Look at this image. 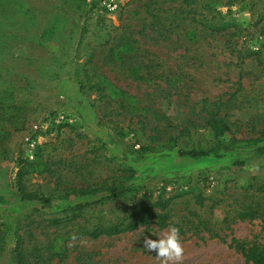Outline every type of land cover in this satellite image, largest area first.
I'll use <instances>...</instances> for the list:
<instances>
[{"label":"rangeland","instance_id":"374dc122","mask_svg":"<svg viewBox=\"0 0 264 264\" xmlns=\"http://www.w3.org/2000/svg\"><path fill=\"white\" fill-rule=\"evenodd\" d=\"M10 16L12 31L0 33L1 100L26 109L18 111L17 131L0 133V195L9 198L0 205V264H12L17 236L29 242L31 256L46 260L51 241L71 235L74 223L77 233L136 227L74 238L68 258L49 264H161L143 240L170 224L180 230L182 264H253L232 240L244 249L264 245V192L242 189L264 187V151L257 149L264 147V0H0V19ZM191 28L199 34L194 41L185 36ZM124 38L139 50L117 62L111 50ZM137 64L147 82L129 73ZM95 74L135 97L144 115L94 87ZM215 103L228 126L220 146L205 128V110ZM8 116L3 124L12 123ZM188 128L190 135L182 133ZM124 130L138 134L121 137ZM172 135L177 148L168 145ZM233 138L261 140L231 150ZM193 147H217L222 156L180 154ZM29 162L46 164L44 173L24 178L27 191L38 193L33 201L15 183ZM115 180L141 191L105 204L95 202L106 192L67 195ZM160 196L175 197L166 211L141 213ZM76 205L84 206L78 220L47 226ZM143 217L148 222L138 224Z\"/></svg>","mask_w":264,"mask_h":264},{"label":"trees","instance_id":"16d2710c","mask_svg":"<svg viewBox=\"0 0 264 264\" xmlns=\"http://www.w3.org/2000/svg\"><path fill=\"white\" fill-rule=\"evenodd\" d=\"M14 17L10 16V18H2L0 19V25L3 30L0 31L1 34H4L6 36L7 31L13 29L15 22H13ZM230 24L224 25V30H226L227 27H229ZM214 31V30H212ZM186 38L194 41L199 37V34L197 33L196 29L191 28L186 32L185 34ZM139 50L137 46L134 45V42L132 40H127V38H124L123 42L112 48L111 50V56L114 58L117 62H122L130 55H136V52ZM77 63V62H76ZM77 69V66H76ZM143 66L137 64L133 65L129 68V73L133 75L138 81L147 82L149 80L148 74L145 75L142 73ZM95 86L99 90L107 92L108 96L112 100H122V102H125L129 108L130 112L133 115H144L145 109L137 106V100L133 96H129L127 93L123 92L120 88H118L107 76L103 74H95ZM14 94V93H13ZM6 95L1 96L0 94V110L4 112V117L1 120L2 124H0V133H9L12 131H17L19 129L21 114L18 113V111H23L26 109V105H19L15 100L10 102L9 104H6L4 101L1 100V98H5ZM9 98V97H8ZM18 104V105H17ZM15 105V106H14ZM17 105V106H16ZM2 112V113H3ZM12 116L11 113H13ZM142 112V113H140ZM206 113V121H205V128L207 130V136L211 137L215 142L220 146L223 144V140L226 137V134L228 132V126L227 123L223 120V118L220 117L221 109L220 106L217 105V103L213 104L209 109L205 110ZM11 117L10 125H6L3 123H8L9 120H5L6 117ZM20 120V121H19ZM194 127V131L197 129L198 126L196 124H192ZM196 126V127H195ZM131 132L129 130H124L121 132V137H127ZM133 133L138 134V132L134 131ZM182 133H186L190 135L191 130L190 128L183 130ZM262 136H264V131L262 133ZM261 138L256 139H232L231 140V150H245V149H251L255 148L260 143ZM168 145L170 147L177 148L179 147V137L178 136H171ZM217 147L211 148L206 150L204 147L200 148H190L186 150H180V154L182 156H189L192 158H202L206 156H216L220 157L222 154H219L216 152ZM224 150H228L226 146L223 148ZM260 152L264 151V147H258L257 148ZM242 162H236L235 165H242ZM46 170V164L44 162H29L26 164V166L22 167L18 173L16 178V188L18 193L20 194L21 198L27 201H33L38 199V193L37 192H28L25 188L23 181L24 178L27 175L30 174H42ZM242 189L246 191L247 193L257 194V193H263L264 187H258L254 186L253 184H248L247 186H243ZM67 195H75V196H91L96 193L106 192L109 195L107 197L99 199V201L95 203L99 204H105L108 200L115 201L119 199L120 196L124 195H136L141 191V187L129 184L128 186H125L124 183L115 180L113 181L112 185L108 186V184L104 183V185L99 187H86V188H72L71 190H67ZM175 197L170 198H164L160 196L157 201L150 206L148 210L142 208L141 213L144 215L147 214L148 211H151L153 209H159L161 211H166L173 201ZM7 197L0 195V205H5L8 202ZM197 202L199 205H203L204 199L201 197L197 198ZM83 205H76L74 207H68L65 209L64 212H70L72 213L71 216L66 217H51L47 219L48 227L50 228H60L62 226H67L68 223H72L76 220H78L80 217H82L83 213ZM148 218L143 217L138 221L139 223H147ZM137 223V222H136ZM136 227V224L129 225L126 228H122V224L113 225L110 226L107 229L103 228H95L91 231H83L77 233L78 223L73 224V230L71 235H58L55 239H53L49 245V256L46 257V260H43L41 256H37L38 258H34L29 254L28 247L29 242L25 240L22 236L16 237V243L14 249L11 251V262L12 264H49L53 259L59 258L60 261L68 258V253L70 247L68 246V242L73 240L74 238H82V237H88L90 239H99L100 237H113L117 236L119 234H122L126 231L132 230ZM8 232V228H6L4 234ZM232 245L235 247L236 250L241 251L244 253L246 259L253 264H264V245H253L248 249H244V246L240 244L237 240H232Z\"/></svg>","mask_w":264,"mask_h":264},{"label":"clouds","instance_id":"9594fccd","mask_svg":"<svg viewBox=\"0 0 264 264\" xmlns=\"http://www.w3.org/2000/svg\"><path fill=\"white\" fill-rule=\"evenodd\" d=\"M143 247L157 259L161 264H182L185 249L181 241L179 228L175 224H170L165 233L156 239L145 236Z\"/></svg>","mask_w":264,"mask_h":264}]
</instances>
